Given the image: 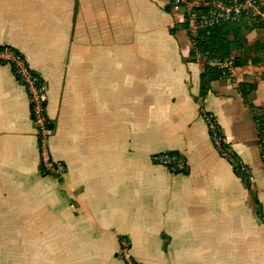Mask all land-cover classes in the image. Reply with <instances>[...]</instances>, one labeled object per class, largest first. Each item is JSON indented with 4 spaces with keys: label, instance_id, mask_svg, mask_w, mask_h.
<instances>
[{
    "label": "crops",
    "instance_id": "1",
    "mask_svg": "<svg viewBox=\"0 0 264 264\" xmlns=\"http://www.w3.org/2000/svg\"><path fill=\"white\" fill-rule=\"evenodd\" d=\"M182 22L168 0H0V46L46 84L48 150L65 166L41 173L26 90L0 63V264H123L122 240L138 264H264L256 126L227 79L200 97L205 62ZM169 151L185 173L152 162Z\"/></svg>",
    "mask_w": 264,
    "mask_h": 264
},
{
    "label": "built area",
    "instance_id": "2",
    "mask_svg": "<svg viewBox=\"0 0 264 264\" xmlns=\"http://www.w3.org/2000/svg\"><path fill=\"white\" fill-rule=\"evenodd\" d=\"M171 7L183 11V28L186 31L195 59L203 60L210 67L232 72L231 60L209 58L200 53L196 43L210 31L224 24H235L241 20L264 29V0H168ZM0 63L10 65L18 82L25 88L30 108V116L36 130L40 168L45 175L61 178L65 173L62 162L54 160L48 150V138L52 133L50 122L46 116L47 94L46 84L27 65L24 58L13 48L0 46ZM210 141L218 152L231 166L240 179L248 176V167L238 158L226 143L220 129L212 116L202 112ZM264 144V139H263ZM264 155V145H263ZM154 164L167 169L172 174H183L187 171L185 159L176 152H163L151 157ZM123 264H138L128 254V244L121 241L118 253Z\"/></svg>",
    "mask_w": 264,
    "mask_h": 264
},
{
    "label": "trees",
    "instance_id": "3",
    "mask_svg": "<svg viewBox=\"0 0 264 264\" xmlns=\"http://www.w3.org/2000/svg\"><path fill=\"white\" fill-rule=\"evenodd\" d=\"M244 23H247L243 20L235 23V24H224L218 27L213 28L210 33L206 36H203L201 39H199L196 43V47L198 51L206 56V59L209 58H219L220 60L230 59L231 57V47H232V40L229 38V35L231 33H236L234 30H236L239 26L243 25ZM251 25V24H250ZM254 27H258L256 25H252ZM236 35V34H235ZM260 49L264 51V43L260 45ZM191 55L194 58L195 52L192 50ZM264 60L261 56H254L250 59V63L252 65H256ZM241 64L240 60L235 58L233 60V66L239 67ZM12 72L14 73L13 69ZM16 77V75L14 74ZM222 78H228V72L227 70H221L217 67H210L208 65H204L203 72L200 75V97L203 99L206 95V92L208 91L209 84L213 81H218ZM17 79V77H16ZM236 90L241 94L243 100L245 101V98L251 93L255 92L256 85L253 83L248 82H240L236 86ZM254 121V124L256 126V133H257V142L260 149V156L261 160L264 164V155H263V139H264V111L257 116L256 118H252ZM50 127L52 125L50 124ZM41 170V168H40ZM41 173L43 174L42 170ZM244 185L246 188L250 189L249 186V178L243 179ZM258 205V203L256 202ZM257 213L260 215V211L258 210Z\"/></svg>",
    "mask_w": 264,
    "mask_h": 264
},
{
    "label": "rangeland",
    "instance_id": "4",
    "mask_svg": "<svg viewBox=\"0 0 264 264\" xmlns=\"http://www.w3.org/2000/svg\"><path fill=\"white\" fill-rule=\"evenodd\" d=\"M234 31L236 35L234 33L229 35V38L233 42L230 57L232 72L228 73V78L222 79H227L230 83L236 84V86L240 82L256 85L255 92H251L245 98V101L243 100L251 117L256 118L264 111V103L262 105L256 103L258 100L264 102V60L256 65H252L250 59L255 55L264 58V51L260 49V45L264 43V29L244 23ZM235 58L239 59L242 65L234 67L233 60ZM236 68L241 69L236 70ZM237 79H240V81L237 82ZM257 97L258 99H256ZM248 178L250 179V173H248L246 179Z\"/></svg>",
    "mask_w": 264,
    "mask_h": 264
}]
</instances>
